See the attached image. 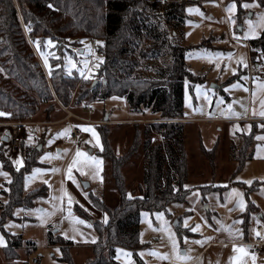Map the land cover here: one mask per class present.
<instances>
[{"label":"rangeland","instance_id":"obj_1","mask_svg":"<svg viewBox=\"0 0 264 264\" xmlns=\"http://www.w3.org/2000/svg\"><path fill=\"white\" fill-rule=\"evenodd\" d=\"M254 3L182 0L185 23L170 40L188 48L186 63L191 79L183 83L184 118L179 119L185 134L188 193L185 200L172 201L166 208L141 211L138 228L143 246L136 252L116 247L114 256L120 264H264V252L255 253L248 245L239 244L247 238L253 240L260 234L259 226H264L260 219L264 213V160L250 157L240 166L233 158L246 157L252 145L242 137L233 143V122L210 119L215 113L222 118L245 116L254 104L252 78L258 75L256 63L263 60L260 49L247 43L255 37L258 25ZM15 4L21 5L19 1ZM73 53L79 55L78 60ZM41 55L45 64L46 56ZM93 56L88 42L84 52L76 48L68 52L65 65L69 71H86L94 63ZM80 88L78 85L76 96L73 92L67 105L54 97L29 118L0 120V155L19 167L25 163V152L33 150L29 162L33 167L24 174V189L26 193L37 189L45 194L31 207L17 206L13 213L8 209L0 213V264H67L61 260L62 247L75 264H86L93 255L92 246L99 239L97 221L106 217L91 194L110 206L119 202L102 155L101 127L108 131L117 155L137 146L124 174L131 197L145 188V151L161 138L151 125L160 121V113L148 107L135 111L124 97L116 95L104 100L92 101L86 96L77 100ZM88 105L92 112L86 110ZM69 112L74 116L69 118ZM14 121L28 122L27 137L18 142L16 151L3 140L7 124ZM75 126L81 131L76 138L71 134ZM244 145L245 154L240 151ZM48 147L52 151L48 152ZM168 165L167 158L164 171ZM11 180L0 160V205L8 202ZM250 206L254 212L248 216ZM197 225L199 228L192 231ZM2 226L21 235L14 236L22 245L13 250L12 259L4 254L8 241ZM49 239L56 244H48ZM67 240L73 245L68 246Z\"/></svg>","mask_w":264,"mask_h":264},{"label":"trees","instance_id":"obj_2","mask_svg":"<svg viewBox=\"0 0 264 264\" xmlns=\"http://www.w3.org/2000/svg\"><path fill=\"white\" fill-rule=\"evenodd\" d=\"M257 1L264 6V0ZM19 2L20 12L14 0H0V113H4L0 120L29 118L54 97L67 105L73 92L76 96L78 85L81 88L77 100L84 96L92 101L104 100L116 95L124 97L135 111L148 107L160 113V121L151 125L161 138L145 151L148 159L144 167L145 188L138 196L129 195L124 174V166L137 152V146L117 155L108 131L99 129L108 177L119 193V202L110 206L104 199L91 194L92 201L106 219L97 221L99 239L92 246L93 255L86 264H120L114 256L116 247L136 252L143 246L138 228L141 211L166 208L172 201L185 200L188 193L185 134L179 121L184 118L183 83L186 78L191 79L186 63L188 48L170 40V35L177 34L185 23L182 0ZM88 42L91 45L95 42L92 46L94 63L86 71L74 68L69 71L65 65L67 53L73 48L84 52ZM249 46H257L264 57V29L259 37L249 40ZM40 52L46 56L45 64L40 59ZM73 56L78 60L77 53ZM256 132L254 128L249 134L240 136L248 139L250 146ZM245 146L240 148L243 153H246ZM32 152L30 149L25 152V163L20 167L0 155L4 168L12 176L7 190L8 202L5 206L0 205V213L5 209L13 213L17 206L31 207L34 200L45 195L37 189L29 193L24 189V174L33 167L29 163ZM251 156L250 151L242 159H233L242 166ZM167 158L169 165L164 171ZM247 212L249 216L254 209L250 206ZM260 219L264 223V213ZM1 229L8 241L5 257L12 259L13 250L22 245L14 236L21 238V235L11 234L4 226ZM48 244L56 242L49 239ZM66 244L73 245L69 240ZM62 251L61 260L75 264L71 255L66 257L63 247Z\"/></svg>","mask_w":264,"mask_h":264},{"label":"crops","instance_id":"obj_3","mask_svg":"<svg viewBox=\"0 0 264 264\" xmlns=\"http://www.w3.org/2000/svg\"><path fill=\"white\" fill-rule=\"evenodd\" d=\"M18 1L19 0H15L16 3ZM254 4L256 5L255 6L256 24L258 25L255 26V29H254L255 37L253 38H257L261 35L264 29V6H261L256 0ZM248 24H253V23L248 21ZM247 43H249V41ZM262 59H263L262 62L256 63L258 75L252 78L251 93L253 96L254 104L253 106H251V109L248 112V114L245 116L242 115L241 117L239 116L238 117H235V116L223 117V118L221 116L220 117L222 118V120L225 119L224 121H231L234 123L232 125L233 131L230 137L233 143H238L239 139H241V136H240L241 134H249L251 131H253L254 126H257L258 129L254 137L255 141L251 148V152H252L251 158L264 160V116L260 115L261 112H264V67H263L264 65L262 66V64H264L263 56H262ZM212 118L213 117H210L211 120H213ZM246 240L250 241V239L248 238ZM246 240H243L242 243L239 242V244H244Z\"/></svg>","mask_w":264,"mask_h":264},{"label":"built area","instance_id":"obj_4","mask_svg":"<svg viewBox=\"0 0 264 264\" xmlns=\"http://www.w3.org/2000/svg\"><path fill=\"white\" fill-rule=\"evenodd\" d=\"M234 39H237L236 37H233ZM95 45V42L92 43V46ZM86 110L88 112H92L93 107L88 105L86 106ZM74 114L69 112V118L73 117ZM215 121H219L222 120V118L218 115L215 114L212 118ZM88 122H90V120H86ZM7 128L8 131V143L10 144V146L12 147L13 151H16L19 147H18V142L24 138L27 137V131H28V122L25 121H14V122H10ZM81 131L80 128L78 126H75L72 128L71 130V134L73 137H77L78 135H80ZM77 148H80V145H77ZM48 152L52 151L50 147H48L46 149ZM259 232L260 234L257 235L253 240L250 241H245L244 244L248 245L252 251H254L255 253H262L264 252V226H259Z\"/></svg>","mask_w":264,"mask_h":264},{"label":"water","instance_id":"obj_5","mask_svg":"<svg viewBox=\"0 0 264 264\" xmlns=\"http://www.w3.org/2000/svg\"><path fill=\"white\" fill-rule=\"evenodd\" d=\"M249 15L251 16V13H249ZM239 29H242V27L241 26H239ZM105 120H108V117H106V119ZM3 140L4 141H7L8 140V131L5 133V135L3 136ZM42 145L40 144L39 146H38V149H42ZM91 151V150H90ZM85 185V187H88L89 186V183L88 182H85L84 183ZM175 224H177V221H175Z\"/></svg>","mask_w":264,"mask_h":264},{"label":"snow or ice","instance_id":"obj_6","mask_svg":"<svg viewBox=\"0 0 264 264\" xmlns=\"http://www.w3.org/2000/svg\"><path fill=\"white\" fill-rule=\"evenodd\" d=\"M49 43H51V41H49ZM98 43H99V42H98ZM0 115H4V113H0ZM260 115L264 116V112H261ZM77 155H83V154L78 152ZM242 206H243V205H242ZM81 222H82V221H81ZM197 228H199V225H197L196 228H193L192 231H196ZM0 243H3V238H2V237H0Z\"/></svg>","mask_w":264,"mask_h":264}]
</instances>
